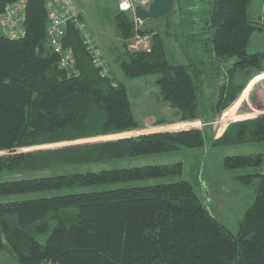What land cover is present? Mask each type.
Listing matches in <instances>:
<instances>
[{
	"label": "trees",
	"instance_id": "1",
	"mask_svg": "<svg viewBox=\"0 0 264 264\" xmlns=\"http://www.w3.org/2000/svg\"><path fill=\"white\" fill-rule=\"evenodd\" d=\"M11 1L0 0V14ZM248 2L175 0L166 15L169 33L170 23L176 34L191 30V43L200 23L209 58L238 57L212 103L214 114L264 70V50H248L264 16L263 22L253 21ZM132 11L117 5L112 12L121 40L112 48L114 59L128 77L159 73L163 97L177 108L176 121L198 119L204 59L172 63L161 33L139 25ZM49 22L47 0H27L24 32L10 36L0 30V249L18 264H264V169L234 175L245 184L257 181L237 232L205 206L188 179L148 181L181 174L182 161L139 163L141 158L202 146L203 129L132 134L145 125L135 116L127 84L101 72L104 65L94 61L81 22L66 25L62 42L72 48L74 61L62 65L61 53L50 44ZM150 32L149 47L130 46L137 33ZM262 139L264 113L229 122L213 143ZM263 164L262 151L224 157L227 168ZM45 233L43 242L38 235Z\"/></svg>",
	"mask_w": 264,
	"mask_h": 264
},
{
	"label": "rangeland",
	"instance_id": "2",
	"mask_svg": "<svg viewBox=\"0 0 264 264\" xmlns=\"http://www.w3.org/2000/svg\"><path fill=\"white\" fill-rule=\"evenodd\" d=\"M81 13V28L86 38L96 46L100 59L106 72L113 74L118 80L127 84L128 95L137 119L145 125L134 129L132 134L145 131H158L198 126L203 129L205 143L202 146H182L181 148L160 153L148 154L139 160V163L174 162L182 161V172L178 175H168L158 178H149L148 181H172L179 178L192 182L195 191L202 199L205 206L213 212L228 228L237 232L246 209L255 198L256 179L254 183L245 184L237 180L234 175L248 171H260L261 166H246L227 168L224 166V157L230 153H264V139L252 142H232L214 144L213 139L221 134L231 121L255 116L264 113V70L255 79H249V84L240 92L238 98L226 109L219 113L213 112L212 103L218 97L220 86L226 81V70L237 60V56L225 59L209 58L210 51L204 48L201 38L207 35L202 32L200 23L196 25L195 40L191 43V30L185 34H176L175 24H169L171 32L165 28L166 15L149 17L139 22L142 27H154L161 33L167 58L172 63L188 62L189 59H204L206 63L205 77L201 82L200 110L201 117L194 120L176 121L177 108L172 106L162 95L160 84L157 81L159 73H146L136 77H128L121 70L119 63L114 59L112 48L120 44L114 23L111 19L112 12L123 0H72ZM198 2V0H197ZM190 4L191 0H185ZM175 8V4H174ZM248 11L250 18L255 22H263L264 0H249ZM133 12V11H132ZM1 15V14H0ZM134 15V12H133ZM176 15H172V19ZM135 18V15H134ZM143 23V24H141ZM264 26V25H263ZM0 30L1 25H0ZM141 34V33H140ZM151 44L152 32L146 33ZM136 43V38L132 39ZM250 52L264 50V27L257 28L248 44ZM211 59V60H210ZM264 65V55L260 60ZM214 69H211V67ZM175 120L154 124L158 119ZM205 119V120H204ZM129 135V132L109 133L100 136L73 139L71 141H58L31 146L24 149L57 146L67 143L114 138ZM47 234H39L38 238L45 241ZM0 264H18L9 252L0 249Z\"/></svg>",
	"mask_w": 264,
	"mask_h": 264
},
{
	"label": "built area",
	"instance_id": "3",
	"mask_svg": "<svg viewBox=\"0 0 264 264\" xmlns=\"http://www.w3.org/2000/svg\"><path fill=\"white\" fill-rule=\"evenodd\" d=\"M27 0H14L8 2L5 10L0 15V25L4 33L10 36H17L24 32L22 24L25 18V5ZM136 3L147 5L149 0H123L120 3L121 8H134ZM48 17L50 19L49 35L50 44L55 50L61 53L60 62L64 66L71 67L73 65L74 57L72 55V48L65 46L62 42V37L65 35L66 25L69 22L80 23V10L77 8L72 0H47ZM136 43H131L133 48H147L150 46L147 35L137 33ZM88 48L93 54V59L97 64H102L99 52L96 46H93L89 38H86ZM102 73H107L105 67L102 68Z\"/></svg>",
	"mask_w": 264,
	"mask_h": 264
},
{
	"label": "water",
	"instance_id": "4",
	"mask_svg": "<svg viewBox=\"0 0 264 264\" xmlns=\"http://www.w3.org/2000/svg\"><path fill=\"white\" fill-rule=\"evenodd\" d=\"M174 4L175 0H149L147 5L136 3L133 9L134 15L137 22L157 15H167L174 9Z\"/></svg>",
	"mask_w": 264,
	"mask_h": 264
}]
</instances>
